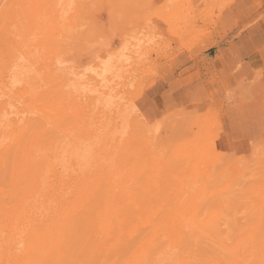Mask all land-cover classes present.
<instances>
[{
    "label": "rangeland",
    "instance_id": "obj_1",
    "mask_svg": "<svg viewBox=\"0 0 264 264\" xmlns=\"http://www.w3.org/2000/svg\"><path fill=\"white\" fill-rule=\"evenodd\" d=\"M80 8H71L64 16L62 23L64 29L61 31L64 30L66 34L62 32L65 44L61 43V49L55 48L53 42H50L47 51L43 49L48 55L47 57L45 55L44 60L45 58L53 60V57L62 52L66 76L68 72H77L81 67L79 73L77 72L80 77L77 75L73 77V81H69L65 91L68 93L71 87L75 86L81 90L80 94L85 95L77 101L70 97V93L66 94L68 98L65 99L66 105L71 106L73 101H75L73 104H76L74 108L66 106L69 113L67 115L65 111L67 118L60 117L57 123L64 121L69 129L64 123L63 126L60 125L61 123L60 126L56 125L57 123L56 126L51 124L47 143L50 141L53 143L61 136L68 142L73 136L84 138L88 131H96L94 133L101 136L102 145L106 149L103 148L104 154L100 153L103 149L98 151L100 155L99 158L97 157L98 161L96 165L94 164V169L87 172V177L98 176L97 182L102 183V187L110 186L113 195L117 192L114 195L116 198H121L127 193L130 198L129 208L144 220L139 222L137 218L128 219L127 226L135 231L134 240L130 241L132 248L122 249L123 252L119 250L117 252L119 255L108 250H98L95 244H100L105 239L98 238V232L97 235L92 233L93 239L91 236L88 238L87 231L83 229L84 232L78 230L77 233L78 235L85 233L86 235L80 238L84 239L87 236L86 239L90 244H86V239L83 243L79 238L81 241L79 242L76 231H73L74 233L71 231L75 235L72 234V237L76 242L72 238L68 241V243L73 242L72 245L70 243L72 248L69 244L66 245L70 250L68 248L69 252L65 251L64 256L83 257V264H108L116 262L115 260L118 261L115 264H124V262L128 264L135 255L134 248L138 243L146 244L147 248L148 244L156 241V247L151 248H159V250L170 244L151 231L158 228L154 224H158L161 219L173 217L181 221L183 219L186 224L180 233L181 236L179 235L182 240L179 239L176 246L171 242L172 246L170 244L167 248L176 247V254L178 256L181 254V258L187 261V264H264V0H91V2L87 0ZM74 21L76 24L73 23ZM71 28L75 29L73 33ZM50 45L52 48L49 47ZM49 48L52 50H48ZM123 57L125 60L122 59ZM9 58L0 53V66L2 65L0 72L6 65L7 67L10 65L12 59L8 60ZM119 60L122 66L113 71L124 70L119 74L120 77L118 75L110 80L106 86L103 82L99 83V80L109 73L106 68L119 65ZM96 64L99 67L95 66ZM77 65L78 67L75 68ZM4 71L6 70L0 73V84H2L0 96L3 95L0 98V103L3 105H0V113L6 107L9 111H21L23 117L24 109L26 110V105L30 102L28 94L23 90L22 84L8 93L4 89L8 82L7 71ZM95 72H99L101 76L98 77ZM94 76L98 83L93 79ZM52 79V75H49L46 81H37L38 86H36L40 95L46 92L44 94L46 103H53L50 105L54 108L57 98L53 94L56 96L55 91L58 90L59 85L56 86ZM52 88L54 91L51 90ZM49 89L50 92H54L52 95ZM102 90L104 94H101ZM86 93L89 94L88 98H84L88 96ZM6 95L11 97V100ZM82 97L86 100L84 101ZM27 100L28 102H25ZM9 101L13 102V105ZM79 101L83 102L82 106ZM106 103L109 107H114L112 111L115 113L103 108V104ZM50 105V110H53ZM115 109L118 112L123 111V114L124 111L127 112L122 119H119ZM74 115L77 119L80 117L84 119L80 118L76 121L75 117H70ZM4 118L2 115L0 119ZM121 120L126 126L125 130ZM71 121L76 125L71 124ZM106 123L109 125L107 126ZM22 125H24L22 122L19 123V131ZM73 125L77 129H74ZM61 127L71 132L65 133ZM18 128L12 127L15 131ZM71 129H74L73 134ZM4 130L5 127L0 123V152L2 151L0 158L3 159H0V162L3 161L0 165V188L3 187L2 191L7 193L9 190H15L16 186L27 185V182L24 183L25 185L18 183L28 181L30 177L26 175L28 174L27 159L24 161L21 158L22 156L26 158L24 152H28L30 146H26L30 140L26 139L27 144L25 140L21 142L22 146L17 144L22 147L17 152L18 146L14 148L13 144L18 141L16 138L19 136L18 131L12 132L10 127ZM121 136L123 137L119 140L118 137ZM9 148L15 149L11 150L13 154L16 151L15 165L22 168L21 171L17 169L19 172L14 170V158L12 157L13 161L12 159L9 161L10 155L13 154L10 152V155L6 156L8 150L10 151ZM24 149L27 150L23 152ZM18 157L20 161L22 159L21 162ZM7 161L9 162L6 163ZM82 165L91 168V159L88 162L83 161ZM106 167H110L111 172L108 173L110 170L107 171ZM4 171L8 175L3 173ZM104 171H107L106 176L102 174ZM2 176L6 177V181ZM84 176L83 171L73 173L72 178L65 181V185L63 184V191L73 189L70 190L71 193L78 192L76 184L83 181L86 178ZM13 179L15 181H12ZM56 179L57 177H52L49 182L54 185L57 183L55 185L57 186L59 182ZM13 190L9 193L15 192ZM23 191V195L26 196L27 191ZM52 193L54 192H48V196L50 197ZM10 194L3 193L7 201L15 195ZM54 194L51 197L55 198ZM97 195L100 196L99 193ZM0 196L2 197L1 191ZM51 200L43 199L42 202L46 205ZM134 201L137 203L136 206L133 205ZM149 217H154L157 222L154 221L152 224L147 222L145 218ZM2 227L3 225L0 226ZM212 232L215 234H211ZM154 235H157V238ZM159 239L161 240L158 241ZM93 242L95 244H92ZM80 243H83L81 244L83 246L79 247ZM89 248L94 249H91V252ZM149 249L148 247V252L157 251ZM5 255L6 252L0 253L1 264ZM64 256L66 261L62 264L68 261V257ZM237 256L240 258L238 259ZM71 259L70 262L74 261V263L82 261L81 258L79 260L77 258L78 261ZM54 262L53 260L52 264Z\"/></svg>",
    "mask_w": 264,
    "mask_h": 264
},
{
    "label": "bare ground",
    "instance_id": "obj_2",
    "mask_svg": "<svg viewBox=\"0 0 264 264\" xmlns=\"http://www.w3.org/2000/svg\"><path fill=\"white\" fill-rule=\"evenodd\" d=\"M86 1L87 0H0V53L4 54V56L5 55L9 56L10 58L8 60L12 59V61L9 62L10 65H8V67L6 65L4 68V66H3V68L7 71V72L6 71H4V72H6V76L8 78V82L7 83L5 82L6 84L4 86V89L8 93H10L13 91L14 87H16L19 84H22L23 90L26 91V93L28 94V98L30 100L29 104H27V105L24 104V105H26V110L24 109V112L22 110L23 117L21 116V113H20L21 111L20 112L19 111L17 112L15 110L9 111V109L7 110L6 107L4 109H2L3 108L2 107L1 109L3 111L1 110L2 112L0 113V118L2 115H3V117H5L3 120L0 119V123L3 127H5V130H7L10 127L12 132H13L14 129H12V127L18 128L19 127L18 125L21 122L24 124L21 126L20 131H19V128L16 129V131L14 130L15 132L18 131L17 134L19 136L16 137L18 139V141L20 139H22V141H19L20 143H18V141H17V143L13 144L14 142H12V144L14 145V148L16 147L17 144L21 145L22 144L21 142H23L24 140H25L26 144L28 143V142H26V139L30 140L29 141L30 143H28L26 146V147L30 146V148H28L29 149L28 152H24L27 149L23 150V152L26 153L25 154L26 158H23L24 156H22V154H21V156H22L21 158L24 161L27 159L26 163L28 164V167H27L28 170L26 172H28V174H26V175L30 176V177H28V181H30V182L25 180V182L18 183V184H21V183L24 184L27 182L26 183L27 185L24 184L25 186H23V187H20V185H19V186H16V189L14 188L15 190L12 189L13 191H15V192H13L15 195L12 197V199H11V197H9L11 200H8V201L5 199L6 195H3V193L10 194L12 190L11 191L9 190L10 193L8 191L6 193V192L2 191L3 187L0 188L1 189L0 191H1L2 197H3L2 198L0 196V226L3 225V227L0 228V253L2 254L3 252H6V255L4 256V260H3L4 262L2 264H4V263L5 264H48L49 260H51L50 261L51 264H52L53 260L55 262H57L58 264H62V263H64V261H66V258H63V256L66 253L65 251H67L69 246H70V248H72L71 245L73 244V242L71 241L70 242L71 245H70V243H68V241L71 240V238L74 240V238L72 237V234L74 233L73 231H76V235H78L79 234V233H77L78 230H80L79 232H81V230L83 232L86 230L87 231L86 234H88L87 235L88 238H90L91 235L93 236L92 233L96 234V232H98L97 237L105 239V241L103 240V242H100V244H97V245L94 242L92 244H95V247L98 246V247H96V248H98V250H105V251L108 250L110 252H115L117 254V252L119 250H121V252H123L122 249H127L129 247L132 248L130 241L134 240L133 234L135 231L131 230L127 226L126 222L128 221V219L131 217L133 219L137 218L139 222L144 220V218L142 216L136 214V212H134V211H131V209L129 208L130 198L128 197L127 193H125L121 198H116L114 195L117 192H115V194L113 195V193L111 192L110 186L102 187V185H101L102 183L100 184L99 182H97L98 176H92L93 175L92 174L91 175L92 177H87V175H88L87 172L92 171L94 164L96 165V163L98 161L97 159L100 156L98 154V151H101L103 148H105L102 145L101 136H98L97 134H95L96 131H88L84 138L83 137L79 138L77 136H73L72 138L68 139V142L65 141L63 136L57 137L53 141V138H51L52 137V135H51L50 138L52 139L53 143H51V141L47 143V139H48L49 134H50L51 124L56 126V125H59L61 123L60 122L58 124L57 120H58V118L65 116V111L67 112L66 106H69L70 108L75 107L74 105L76 103L73 104V102H75V101L71 102L73 106L72 105L70 106V104L66 105L67 100H65V99H68L66 97V94L70 93L69 94L70 97L77 99V101H78V99L81 100L80 97L85 96V95L83 93H82L83 95L80 94L81 90L78 87L76 88L74 85L73 86L75 88L71 87V89H70L71 91L69 90L68 93H66V91H65V87L68 86L67 84L69 83V81L70 82L73 81V77H75L77 75V72L79 73V69H81V67L78 68V71L76 69L77 72H73V71L68 72L67 76H66L65 61H64V59L62 60V57H61L62 52L60 51L57 55L55 54L56 57H53V60H48L45 58V60H46L45 61L44 57L47 54L46 49H47L48 45L51 44L50 42L54 43L53 46L55 48L57 47V49H59V50L61 49V46H62L61 43L64 41L63 40V33H62L64 30L63 31H61V30L64 29V28H62L63 27L62 23H63L65 14L71 8L76 7L78 9L81 6L83 7ZM90 2H91V0H90ZM71 11H73V10H71ZM77 20H79V19H77ZM73 23H75V21ZM81 25H82V23H81ZM183 25H185V24H183ZM64 26L66 27L67 25H65V23H64ZM71 27H73V25H71ZM78 28H79V26H78ZM80 28H81V26H80ZM69 30H68V35L70 33ZM73 30H75V29H73ZM73 30L71 28L72 33H73ZM78 30H80V29H78ZM64 33H65V31H64ZM81 36H79V37H81ZM71 37H73V36H71ZM75 37H76V33H75ZM66 38H67V36H66ZM63 44H65V43L63 42ZM69 45H71L70 42H69ZM49 47L52 48V45H50ZM50 48L48 50L51 51L52 49H50ZM43 49H45L46 51H43ZM76 49H77V47H76ZM126 49H128V48H126ZM79 50H80V48H79ZM131 50H133V49H131ZM69 52H71V51L69 50ZM127 52H128V50H127ZM133 52H135V51H133ZM56 53H57V51H56ZM65 53H66V51H65ZM130 53H131V51H130ZM69 54L71 55V53H69ZM51 55H49V57ZM66 55H67V53H66ZM47 56L48 55H46V57ZM74 57H77V56H74ZM125 57H123L122 59H124ZM3 60H4V58H3ZM40 60H42L43 62H41ZM127 60H128V58H127ZM119 61H120L119 65H114L112 67L106 68V71L109 73H106L105 77H103L102 80H99V83L103 82L104 86H106V85H108L107 83H109L110 80L115 79V77H117L121 72L124 71V70L121 72H119V71L114 72L113 71V70L122 66L121 60H119ZM6 63H8V62L6 61ZM68 65H69V63H68ZM95 66H97V64ZM77 67H78V65L75 66V68H77ZM97 67H99V66H97ZM123 67H124V65H123ZM4 69H2V71ZM0 70H1V68H0ZM99 72H95V75H97L98 77L101 76V74ZM49 75H52V78H53L52 82L56 83V86L59 85V86H57V87H59L58 90H57V88L53 87L54 90H57V91H55V92H57L56 96H55V94H53L54 92L53 93L50 92V89H49L50 94L51 95L53 94V96L57 98V101L55 100L56 103L54 105V108L50 105L51 102L46 103V100H45L46 96L44 95L46 92L44 94L40 95L38 92V89H37V86H38L37 81H42V82L46 81V78ZM78 77H80V76H78ZM87 77H88V75H87ZM119 77H120V75H119ZM93 79L94 80L96 79L95 76L93 77ZM3 80H5V79H3ZM95 81L97 82V80H95ZM90 83H91V81H90ZM92 83H93V81H92ZM0 85H2V84H0ZM75 85H76V83H75ZM88 85L91 86L90 84H88ZM107 87H109V86H107ZM53 88L51 90H53ZM72 88H74V89H72ZM86 89H87V87H86ZM89 89H90V87H89ZM94 89H96V87ZM112 89H113V87H112ZM21 90L22 89H20V91ZM90 91L92 92L93 89ZM93 92H92V94H93ZM108 92H109V90H108ZM88 93H86V95H88V96L84 97V98L89 97ZM104 93H105L104 91L101 92V94H104ZM15 94L16 93H14V95ZM47 94H49V93H47ZM1 96H3V95H1ZM1 96H0V98H1ZM6 96L8 97V95H6ZM90 96H91V94H90ZM15 98H16V96H15ZM84 98L82 97V99H84ZM2 100H3V98L1 99V101ZM7 100H5V101H7ZM23 100H24V98H23ZM70 100L71 99H69V101ZM85 100L86 99H84V101ZM12 101H14V100H12ZM64 101H66V102H64ZM18 102H19V100H18ZM25 102H28V100ZM9 103H10V101H9ZM12 103L13 102H11L10 104L13 105ZM79 103H80V101H79ZM79 103L77 102L78 105H80L83 102H81L80 104ZM47 104H49L50 107L53 108V110H50L49 105H47ZM51 104H53V103H51ZM0 105H2V104L0 103ZM82 105L83 104H81V106ZM81 106H79V107H81ZM103 108H105L108 112H114V111H112V110H114L113 109L114 107L113 108H111V106L109 107V104H107V103L103 104ZM126 108L127 107H125V109ZM117 109H118V106H117ZM117 109H115L117 111V115H118L117 118L122 119L123 115H125L127 110L124 111V114H123V111L118 112ZM68 110H70V109H68ZM72 110L74 111V109H71L70 111H72ZM75 110H76V108H75ZM50 112H52V114H54V115L51 116L52 114L50 115ZM108 112H107V114H109ZM68 114L69 113L67 112V115ZM13 115H14V117H13ZM76 115L70 116V117L74 118ZM34 116H36V117H34ZM15 117H17V118H15ZM65 117L67 118V116H65ZM76 117H75V119H77ZM80 118H82V117H80ZM115 118H116V116H115ZM115 118H114V120H118ZM79 119H77L76 121H78ZM83 119L84 118H82L81 120H83ZM62 122L64 123V121H62ZM65 122H68V121H65ZM121 122H122V120H121ZM55 123H57V124L55 125ZM63 123H61L60 125H62ZM68 123H70V121ZM72 123L75 124L74 122L71 121V124ZM64 124L66 126L67 123H64ZM94 124H96V122ZM108 125L109 124H107V126ZM71 126L72 125H70V127ZM80 126H81V124H80ZM80 126H78V128H80ZM98 126H99V124H98ZM122 126H123V130H125L126 126L124 123L122 124ZM66 127L69 129V126H66ZM67 128L63 127L62 129L64 130ZM75 128L76 127L74 126V129ZM87 128L88 127H86V129ZM91 128H92V126H91ZM96 128H98V127H96ZM116 128H118V130H119V126H117ZM74 129H71V130H73L72 134L74 132ZM64 131H65V133L71 132L70 130L69 131L64 130ZM55 132H57V131H55ZM7 133L9 134L10 132H7ZM84 133H86V132H84ZM2 134H4V133H2ZM100 134H102V133H100ZM9 135H12V134H9ZM14 135H16V134H14ZM5 136H7V135H5ZM122 137L123 136H121L120 138L118 137V139L121 140ZM10 139H11V137H10ZM123 139H126V138H123ZM0 140H1V138H0ZM14 140L15 139L13 138V141ZM109 142H108V144H110ZM223 143L225 144V141H223ZM105 146H107V145L105 144ZM110 146H111V144H110ZM110 146H109V148H110ZM20 147L18 146L16 148L17 152H18V149ZM23 147H25V146H23ZM5 148H6V146H5ZM14 148L13 149L9 148L10 151L8 150V155H6V154L5 155L9 156L10 155L9 153L10 152L12 153L11 150H15ZM107 149H108V147H107ZM16 151L15 152L13 151L14 154L16 153ZM19 151L22 152V150H19ZM1 152H0V154L2 155ZM5 153H7V152H5ZM100 153L104 154V149H103V152H100ZM14 154L12 156L10 155L11 158L9 160V157H8V160L11 161V159H12V161H13V158H14V162H15L14 165H15L16 161H17V158L15 159V157H17V156H14ZM15 155H17V154H15ZM18 156H19V153H18ZM101 156L103 157V155H101ZM106 156H107V154H106ZM106 156H104V157L107 158ZM0 159H2V157ZM5 159H7V158H5ZM18 159L20 161L19 157H18ZM22 159H21V161H22ZM90 159L92 161V165L90 166L91 168H86V166L82 165L83 161L88 162ZM109 159H111V158H109ZM101 160H103V159H101ZM9 161H7L6 163H8ZM2 162H0V165ZM20 162H19V166L21 165ZM22 163L24 164V162H22ZM109 164H107V165H109ZM9 165H10V163H9ZM12 165H13V163H12ZM23 166L25 167V165H23ZM9 167H6V168L9 169ZM15 167H17V166L15 165ZM15 167H14V170L16 169L15 171H17V169L21 168V167L20 168H18V167L15 168ZM0 168H1V166H0ZM109 168H107V171L110 170ZM21 169H20V171H21ZM98 169H99V166H98ZM114 169H115V166H114ZM82 171H83V174H85L84 177H86V178L81 182H77L76 187L78 189V192H76V193L72 192L71 193V191H73V189L72 190L68 189L66 191H63V189H64L63 187L66 183L65 181H67V180L69 181V179L72 178L73 173H81ZM102 171H103V169H102ZM107 171H104V173H102V174H104V176H106L107 174L105 175V172L107 173ZM17 172H19V171H17ZM109 172H111V170L108 171V173ZM123 172H125V171H123ZM3 173H5V171ZM3 173H1V174L4 176ZM121 173H122V170H121ZM10 174H12V173H10ZM23 174H24V172H23ZM94 174H96V173H94ZM119 174H120V172H119ZM6 175H8V174H6ZM123 175H125V173H123ZM126 175L128 176L129 174L127 173ZM3 176H2V178H4ZM52 177H57L58 182H59V184L57 186H55L57 183L54 185L51 182H49ZM118 178H120V177H118ZM0 179H1V177H0ZM4 181H6V179ZM7 181H8V179H7ZM12 181H15V180L13 179ZM23 181H24V178H23ZM119 181H121V180H119ZM119 181H118V183H119ZM121 182H123V181H121ZM2 183L4 184V182H2ZM133 183H131V184H133ZM6 185H8V184L6 183ZM12 185L14 186L15 184H12ZM8 186H10V185H8ZM123 186H124V184H123ZM127 186H128V184H127ZM73 187H75V186H73ZM73 187H69V188H73ZM120 187H119V189H120ZM22 188H24V189H22ZM122 188H124V187H122ZM129 188H130V185H129ZM112 189H114V188H112ZM23 190H25V192L27 191L25 193L26 196L23 195V192H24ZM50 191H53L55 193V194L54 193L51 194V195L54 194V196L56 195L55 198L51 197V195H50V197L48 196V192H50ZM129 191H130V189H129ZM120 192H122V191H120ZM123 192H125V191H123ZM13 193L10 195L12 196ZM21 193L23 196L20 195ZM97 193H99L100 196L97 195ZM129 195H130V193H129ZM21 197H23V198H21ZM117 197H119V195ZM52 198H53V200H51ZM7 199H8V197H7ZM43 199H45V200L50 199L51 202L49 204L45 203L46 205H44ZM131 202H132V200H131ZM136 204L137 203L134 201L133 205L136 206ZM138 208H139V205H138ZM195 214L196 213H194V215ZM257 215H258V213H257ZM259 216H261V214ZM145 220L147 222H151V224H152V223H154V221L156 219L154 217H149V218H145ZM220 220H223V219H220ZM259 220H261V219H259ZM182 221H183V219H182ZM182 221L179 219H175L173 217H171V218L167 217L166 219H161L160 222H158V224H154L158 228L152 229L151 233L153 234V231H154V233L158 234V236H160L161 239L164 238L167 240L168 243L171 244V242H172L173 246H176L178 240L181 239L180 233L183 230V226H185V224H186V222H184V221L182 222ZM155 222H157V221H155ZM209 224H210V222L208 223V226H209ZM218 224L220 225V222H218ZM258 224H255V225H258ZM216 226H218V225H216ZM188 227H191V226H188ZM83 229H85V230H83ZM211 229H213L212 226H211ZM71 231L73 233H71ZM218 231H219V229H218ZM249 233H251V232H249ZM69 234H71V236ZM80 234L81 235H78V239L82 235L83 236L86 235L85 233H84L85 235L82 233H80ZM211 234H213V232ZM223 234L224 233H222V235ZM219 235L221 236V234H219ZM247 235H248V233H247ZM69 236H70V238H68ZM73 236H75V235L73 234ZM151 236L153 237V235H151ZM185 236H186V234H185ZM244 236H243V238H244ZM255 236H257V234ZM86 237H84V239L80 238L83 243H84ZM93 237H92V239H93ZM75 239H76V237H75ZM80 239H79V242H81ZM161 239H159L158 241H160ZM248 239H250V238L248 237ZM74 241L76 242V240H74ZM91 241H93V240H91ZM85 242H87L86 244H90V243H88L87 239ZM83 243H80L79 247L83 246V245H81ZM155 243H156V241H154V242L152 241L147 246L151 250H157L156 252H152V251L148 252L147 251L148 247L147 248L145 247L146 244H142V243L136 244V246L134 248L135 253H133L135 255L132 259H130L132 261L129 262L128 264H187V261H184L181 258V256H180L181 254H179V256H178V254H176V252H177V251L175 252V250H177L176 247H172V248L169 247V249H168L167 246H170V244H169L161 250H159V248H155V249L151 248V247L155 246ZM241 243H243V242H241ZM68 244H69V246L67 248L66 245H68ZM172 244H171V246H172ZM88 246L91 247L94 245H88ZM70 248H69V250H70ZM89 249L91 251V249H94V248H89ZM69 250L67 251V253L69 252ZM233 250H234V248H233ZM244 250H245V248H244ZM86 251H88V250L86 249ZM178 253H179V250H178ZM256 253H258V252H256ZM150 254H152V255H150ZM117 255H119V254H117ZM69 256H64V257L69 258ZM116 256H114V259L116 258ZM72 257H73V255L70 256L69 259H71ZM117 257L122 258L121 256H117ZM68 258H67V260H68L67 262L69 264L70 263L73 264L74 263L73 260L76 257H73L74 258L73 260L71 259L73 262H70V260ZM77 258H78V260L81 258L80 261L83 259V257H80V256ZM77 258L75 259V261H78ZM237 258H238V256H237ZM114 259H112V260L114 261ZM83 260L81 262L78 261V263L75 262L74 264H76V263L77 264H79V263L83 264L82 263ZM115 261L116 262H111L108 264H115L118 262L117 260H115ZM50 262H49V264H50ZM55 262H54V264H56ZM124 264H125V262H124ZM126 264H127V262H126Z\"/></svg>",
    "mask_w": 264,
    "mask_h": 264
}]
</instances>
